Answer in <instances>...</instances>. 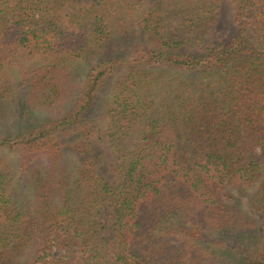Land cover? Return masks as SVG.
Wrapping results in <instances>:
<instances>
[{
    "label": "trees",
    "instance_id": "1",
    "mask_svg": "<svg viewBox=\"0 0 264 264\" xmlns=\"http://www.w3.org/2000/svg\"><path fill=\"white\" fill-rule=\"evenodd\" d=\"M224 1L0 0V117L17 86L52 107L76 62L132 42L67 113L0 131V264H264V0H232L228 40Z\"/></svg>",
    "mask_w": 264,
    "mask_h": 264
},
{
    "label": "rangeland",
    "instance_id": "2",
    "mask_svg": "<svg viewBox=\"0 0 264 264\" xmlns=\"http://www.w3.org/2000/svg\"><path fill=\"white\" fill-rule=\"evenodd\" d=\"M235 31L236 27L233 22L232 0H225L221 10L219 11L218 24L213 27L212 36L214 35V38L221 37L225 40H228L232 35H234ZM135 36L136 35L134 33H132V35L130 34V39L134 38ZM131 43L132 42H130V40L121 42L124 49H127ZM116 47V45L109 46L107 51L100 53V56H112L122 48L120 46L115 49ZM100 56L93 57L86 62L78 61L74 64L73 75L70 80L66 82L68 93L65 94L62 102L57 103L52 107L42 109V107L34 108L33 106L28 105L24 95L25 91L19 90V86H17L12 96L6 101L2 109V115L0 117V131L7 135L19 133L30 126L50 123L67 113V111L72 107L74 99L79 94L81 85L85 81L87 71L97 63V61L101 58ZM121 70L122 69H120V71ZM121 73L122 72H120V74ZM120 74H118V76ZM111 83L109 87L112 86ZM109 92L110 88H108L105 99L110 97ZM92 119L94 120L99 133L94 142V160L100 166L104 175L116 184L117 178L112 172V167L115 160L107 135L108 116L105 109L100 106L93 113ZM234 195V197L241 202L243 208L247 206L246 203L249 199L247 193L242 195L234 193ZM112 218L113 217L110 214H107L106 218L104 219L107 226H109V222L112 221ZM230 242L232 243V241Z\"/></svg>",
    "mask_w": 264,
    "mask_h": 264
}]
</instances>
